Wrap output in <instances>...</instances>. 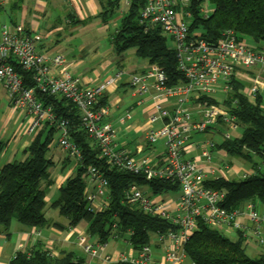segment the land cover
Listing matches in <instances>:
<instances>
[{"label": "built area", "instance_id": "2783aa9c", "mask_svg": "<svg viewBox=\"0 0 264 264\" xmlns=\"http://www.w3.org/2000/svg\"><path fill=\"white\" fill-rule=\"evenodd\" d=\"M124 2L128 4L130 0ZM207 5L209 3L203 2L199 8L204 15L208 13ZM190 8L191 0H145L140 11V23L158 24L171 38L177 67L185 81L167 86L166 75L157 65H147L142 72L128 75L131 95L137 106L143 105L147 93L155 92L152 112L148 116L150 126L144 133L148 149L138 156L116 146L113 127L103 120L108 114L107 104L94 108L104 92L126 76L124 70L114 69L97 85L84 86L78 76L62 69L64 57L61 53L47 57L37 51L38 36L28 33L21 24L0 26V86L6 93L8 104L23 114L21 132L33 135L48 122L58 133V146L78 166L82 153L70 140L68 121L56 119L52 106L44 104L38 95L65 98L78 110L82 129L109 168L142 175L146 181H170L179 187L177 191L151 193L145 186L131 184L124 191V199L131 207L171 223L166 230L151 232L149 243L138 250L130 248L128 253L106 254V241L90 242L83 232L78 234L77 242L82 251L107 264L116 261L194 264L187 261L184 247L200 223L215 227L226 236L235 238L240 234L248 243L264 246V205L260 209L252 203L240 208L226 207L225 191L209 187L206 182L226 178L230 166L220 168L211 163L212 141H188L191 134L213 132L220 124L228 127L224 139L234 136L230 133L238 126L228 107L197 101L202 95H214L217 89L228 92L232 79L247 80L244 89L250 96L264 95V47L238 39L231 30H223L213 41L205 39L199 32L189 30ZM13 63L29 73L30 86L26 85L25 78ZM243 70L253 72L246 76ZM169 98H174L173 103L165 105ZM193 106L201 108L194 115L189 111ZM261 108L264 111V104ZM129 117L126 112L119 120L123 122ZM160 141L163 150L155 152L154 147ZM187 145L190 150L199 149L201 159L186 158L185 153L190 151ZM83 178L86 209L93 212L105 207L108 181L102 171L88 165ZM175 192L178 194L173 196ZM116 225V222L111 224L110 238L121 239L130 247L116 232ZM131 232L127 230V235ZM33 234L35 237L39 235L37 231ZM153 248L159 252L155 254ZM50 254L55 255L52 251Z\"/></svg>", "mask_w": 264, "mask_h": 264}, {"label": "trees", "instance_id": "16d2710c", "mask_svg": "<svg viewBox=\"0 0 264 264\" xmlns=\"http://www.w3.org/2000/svg\"><path fill=\"white\" fill-rule=\"evenodd\" d=\"M19 0H13L11 8H17ZM203 2L209 3L207 15L199 11ZM102 23L109 16L118 0H98ZM145 0H130L127 9L120 17L115 31L111 35L110 45L119 56L128 49L147 65H157L166 75V85L175 86L185 81L177 67V59L171 38L163 32L160 25L140 23V11ZM191 23L189 30L199 32L209 41L215 40L223 30H231L238 39L264 47V0H191ZM16 25V24H15ZM22 25V24H21ZM23 26V25H22ZM25 29V27L23 26ZM199 29V31L197 30ZM26 30V29H25ZM16 70L30 86L29 73L13 63ZM144 70V69H143ZM142 70V71H143ZM141 71V72H142ZM230 89L225 92L222 105L228 107L237 123L240 134L229 139L222 138L214 143L213 149L223 150L231 155L242 157L249 163L250 172L238 180L217 178L207 181L206 185L225 191V206L240 208L252 203L256 208L264 204V104L263 93L250 96L245 85L239 80L230 81ZM46 105H51L56 119H66L70 140L81 150L82 161L75 166L58 189V195L51 202L53 208L69 220L70 226L85 224V230L95 235L98 241L110 237L111 224L116 222V232L124 238L133 250H138L151 240V232L166 230L171 223L157 216L149 215L140 209L131 207L124 199V191L131 184L147 187L151 193L165 190L177 191L178 185L170 181H146L142 175L109 168L98 154L93 142L87 137L79 122L78 110L62 97L40 96ZM213 95H202L198 103L216 104ZM106 103L101 97L94 107L98 109ZM56 129L45 122L41 129L32 135L24 149L25 157L12 160L0 168V232L8 235L11 221L26 228H39L45 222L44 206L46 188L50 184L48 168L52 159L47 153L53 142ZM193 135L189 142L194 141ZM0 142V151L2 149ZM256 158L259 162L256 161ZM98 167L108 181L106 205L100 210L90 212L86 209L83 196L86 166ZM259 209V208H258ZM131 230V235H127ZM239 234L235 238L224 235L219 229L199 224L188 238L184 250L187 261L194 264H264V252L255 256L246 253L249 245ZM259 246V245H258ZM261 246V245H260ZM50 250L39 242L32 247L16 250L8 264H83L85 258L73 250H61L51 255ZM109 264H129L116 261Z\"/></svg>", "mask_w": 264, "mask_h": 264}, {"label": "crops", "instance_id": "0c3cea01", "mask_svg": "<svg viewBox=\"0 0 264 264\" xmlns=\"http://www.w3.org/2000/svg\"><path fill=\"white\" fill-rule=\"evenodd\" d=\"M12 2L13 0H10L11 4ZM18 3L17 8H11L13 19L9 25L22 24L28 33L38 36L36 49L47 57H52L57 53L63 54L65 62L62 69L70 72L72 75L78 76L84 86L97 85L105 77L109 76L114 69H122L125 71L126 76L122 77L114 86L107 89L102 96L106 98V104L108 106V114L103 120L112 125L115 134L114 141L118 148L121 147L130 150L137 156L144 154L148 149L144 140V133L150 126L148 116L152 112L155 92L151 90L147 93L144 96L143 105L137 106L135 104V98L131 95L128 75L141 72L147 66V63H134L125 69L119 55L115 57L113 65L110 62L109 66H106L102 70L96 64L93 67H85L83 66L81 55L77 57L74 54L72 59H67L64 53L65 48L59 46L60 41L69 42L75 39L80 40V51L84 48V44H81L82 42L91 43L89 52H93V58L99 57L104 59V54L111 53L108 49L104 53H100L99 51L100 36L97 35H101L109 21L104 24L100 16H97L100 11L98 0H19ZM252 72L249 71V73ZM244 85L247 87L245 83ZM173 101L174 98H169L166 100L165 105H170ZM126 112L129 113L130 117L120 122L119 119L124 117ZM219 126L228 128L225 124H220ZM130 135H137L131 144L126 140V137ZM27 136L31 138L27 137L28 139L22 142H15L10 152L7 150L0 152V168L3 164L14 159L16 160L18 153L21 155L20 159L25 157L24 149L33 138L32 135ZM7 140L5 145H9L10 143V140ZM207 141L212 140L209 138ZM0 142L2 141L0 140ZM188 149L189 146L187 145ZM198 155L199 153H196L194 150L185 153L186 158L201 159ZM47 157L52 159V164L48 168L50 184L45 189L44 214L46 222L39 228H26L11 223L8 235L0 232V264H8L13 254L20 247H32L37 242L47 247L55 255L61 250L75 251L73 246H79L77 242L78 234L86 231L85 224H79L81 226L77 225L74 227L70 226L69 220L66 217L62 218L58 209L51 206V202L58 195L60 185L75 170L74 162H70L71 159L65 155L57 143L51 145ZM68 165L71 166L69 167ZM225 165L230 166L226 163L223 164V166ZM250 171V167L243 170L246 173ZM241 177H243V174ZM258 208H262L261 205ZM242 220L245 222V219ZM35 231L39 233L36 237L33 234ZM130 250L128 246L125 253H128ZM153 252L157 254L159 251L153 248ZM117 253V250L112 252L106 251V254L111 255ZM84 258V262H87V264H107L100 259L89 260L87 256Z\"/></svg>", "mask_w": 264, "mask_h": 264}, {"label": "rangeland", "instance_id": "374dc122", "mask_svg": "<svg viewBox=\"0 0 264 264\" xmlns=\"http://www.w3.org/2000/svg\"><path fill=\"white\" fill-rule=\"evenodd\" d=\"M124 1L125 0H118L117 6L114 7L112 12L110 13L109 23L107 24V27L103 30L101 35H97V36H100V48H99L100 53H102V52L104 53V51H106V49H108L109 51H111L110 54H104L103 55L104 59H101L99 57L93 58V56H92L93 52H91V53L89 52V47H90L91 43L82 42L81 44H84V48L80 51L79 50L80 40L72 39L69 42L60 41V43H59V46L65 48V51H64L65 57L67 59H72L74 54H76L77 57H78V55H81L82 59H83V64H84L83 66L93 67L96 64V65H99V68L101 70L104 69L106 66H109L110 62L113 65L116 54L114 53V51L112 50V48L110 46V38H111V35L113 34V32L115 31L117 24L119 23L120 17L122 16L123 12H125L127 9ZM207 8L209 10L210 6L207 5ZM12 14L13 13L11 11L10 0H0V26L4 25V24H7V25L10 24L11 20L13 19ZM197 30L199 31V29H197ZM66 36H68V35L66 34ZM78 51L81 53H79ZM90 57H91V59H90ZM120 60L123 63V67L125 69H127L131 64H134V63H143L144 64V62H145L135 55L133 49H128V50L124 51L123 53H121L120 54ZM243 74L246 76H249L250 73H249V71L243 70ZM243 82L246 85H248L247 80H243ZM213 97L215 98L214 100L217 101V103H216L217 106L222 105V103H223L222 100L225 97V93H223L222 91L217 89V91L215 92ZM200 110H201V108L198 106H193V107L189 108V111L192 115H194L195 112L200 111ZM22 123H23V114L19 110L15 109L13 106L8 104V99H7L6 93H5L4 89L0 86V140L3 142L2 146H1L3 148L1 151L7 150L10 152L13 149L15 142H22L23 140L28 139L27 137H30V136L24 135V133L21 132ZM225 133H227L226 127L217 125L215 130L212 133H209V132L196 133L195 135H193V139L197 142H202V141H206L209 138H211V140L214 143H218L221 141V139L223 138V135ZM240 133H241V130L236 129L235 131L231 132L230 135H237ZM136 137H137V135H130V136L126 137V140L129 142V144H131L133 142L134 138H136ZM57 138H58V133L55 132L53 134L52 144L56 143ZM7 139L10 140L9 145H5V143L8 141ZM154 150H155V152L162 151L163 150V142L160 141V143L156 144L154 147ZM195 152L199 153V149H197ZM20 156L21 155L18 153L16 160H20V158H21ZM210 156H211V163H213L217 167L222 168L223 164H225V163L230 165L231 170L227 174H225L226 179L238 180L241 178L242 174L243 175L248 174L246 172H243V170L248 169L250 167L249 163L247 162V160H245L242 157L234 156V155H231V154H229L223 150H218V149L210 150ZM72 161L73 160H70V162H72ZM256 161L259 162V160L257 158H256ZM68 166L70 167L71 165H68ZM139 186L141 187V185H139ZM176 194H178V193L177 192L173 193V196H175ZM61 217L63 218L64 216L61 215ZM11 223H14L13 225H16V226L17 225L21 226L20 224L17 223V221L15 219H13L11 221ZM83 225H84V223H83ZM79 226H81V225H79ZM10 232H11V229H10ZM83 233L88 238V240L90 242H94L97 240L96 239L97 237L95 235H90L86 231H83ZM106 242H107L106 251H110V252L117 250L118 253L123 252V251L125 253V251L128 247V244L121 239L114 240V239L109 237L106 240ZM73 248H75L74 250L79 256L89 257L88 255H86L81 250L80 246H73ZM262 252H264V246L263 245L258 246V245H255L253 243L246 245V253L249 256H255L258 253H262ZM88 259L93 260L94 258L89 257ZM84 263L87 264V262H84Z\"/></svg>", "mask_w": 264, "mask_h": 264}]
</instances>
